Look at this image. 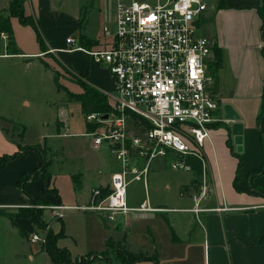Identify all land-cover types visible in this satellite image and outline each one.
Wrapping results in <instances>:
<instances>
[{"label": "crops", "instance_id": "crops-1", "mask_svg": "<svg viewBox=\"0 0 264 264\" xmlns=\"http://www.w3.org/2000/svg\"><path fill=\"white\" fill-rule=\"evenodd\" d=\"M8 2L9 0H2L3 7L0 9L6 8ZM261 4L262 0H209L206 10L203 11L198 27L201 29V35L206 36L212 44L207 65L213 62L215 52L221 59L215 89L221 102L218 112L221 120L209 131L210 140L205 142L209 148L208 154L203 145L206 171L205 179L202 177V169L199 171L198 191H193L190 195L181 193L177 200L166 198L153 201L150 196L148 197L153 207L163 210L148 212L141 217L153 218L162 215L170 225L169 235L164 241L156 238L157 242H154L151 250L153 253L157 252L158 264H264V243L260 242L264 233V194L250 190L251 180L248 176L263 162L257 127V117L264 96V26L257 10ZM24 13L37 18L47 51H41L36 33L31 26L21 25L17 18L11 17V29L18 49L16 56L37 59L45 55L59 56L66 66H70L73 74L81 76L83 82L107 94L111 105V96L114 95L112 76L105 64L93 61L86 53V50H96L99 43L86 29L85 34L96 44L81 47L78 44L79 39L73 37L74 44L66 43L67 37H71L70 34L80 26L78 11L71 13L59 11L52 0H25ZM60 19L67 24L60 26ZM59 29L64 30L60 31L62 34ZM75 45L80 48H76ZM43 53L45 55H42ZM5 54L8 55V51ZM223 104L231 106L234 115L237 116L235 119L229 120L224 117ZM235 124H237L236 131L241 132V151H243L240 191H236L233 187L236 158L229 154L228 147L223 146L228 162L225 169L218 155V149L222 145L219 141L220 135L222 139L228 135L230 140L233 136L234 142ZM84 125L85 130L96 128L94 125L91 128V124L86 122ZM18 145L26 147L33 144H22L19 140L9 137L0 123V157L17 152ZM23 153L4 161L0 166V207L25 206L27 197L42 196L45 183L40 174L35 179L27 180L23 186L24 193L17 187L16 181L19 175L32 172L41 161L39 154L33 148H26ZM118 167L117 163L112 168L111 174ZM192 179L183 186L189 185ZM253 181L260 190L264 191V171L254 175ZM109 182V179L101 180L92 188L105 186ZM91 189L87 193H79V199L85 200L82 205L87 203ZM201 190H204L205 194ZM212 194L215 202L209 201ZM127 195L130 206L143 200V198H131L128 190ZM44 197L51 201L55 200L51 193L44 194ZM59 202L63 204L61 197ZM98 215L102 219L105 218ZM135 216L138 217L136 214ZM128 217L129 215L121 217L119 221L123 228L129 226V221L125 220ZM16 220V223L28 234L32 225L29 220L21 217ZM115 225L118 227V224ZM29 256L31 258L32 255Z\"/></svg>", "mask_w": 264, "mask_h": 264}, {"label": "rangeland", "instance_id": "rangeland-1", "mask_svg": "<svg viewBox=\"0 0 264 264\" xmlns=\"http://www.w3.org/2000/svg\"><path fill=\"white\" fill-rule=\"evenodd\" d=\"M52 1L59 11H78L80 26L70 34L71 37L77 40L82 32L87 31L99 43L100 49L111 42L112 37L106 35L103 29L113 31L116 0ZM1 2L2 0L0 7H3ZM7 8L8 6L0 11L5 13ZM65 24L67 22H61L60 19V26ZM200 30L198 35H201ZM60 31L64 30L59 29ZM8 40V37L7 40L0 38V54L7 52L5 46ZM42 58L58 71L61 88L80 92L81 88L76 82L78 79L70 74V69L64 68L69 65L66 66L59 56L45 55ZM209 64L207 70L210 72ZM0 123L9 137L19 140L22 144H33L31 146L44 149L45 159L37 168L48 174L49 183L42 177L43 182L48 187L47 193H51L52 198H55L48 200L44 197L46 193H42L37 203L31 204L27 199L25 206L0 207V212L3 213L0 215V264H74L79 258L86 264H153V261L144 260V257H158L157 252L151 251L153 244L158 238L164 241L170 233V225L162 215L143 218L138 214L136 217L133 212L127 215L118 214L114 220H109L102 219L95 211H84L76 207L65 209L62 211L63 215L51 224L48 231L53 232H49L50 237L62 234L56 239L57 244L53 248H66L71 257L70 263H56L49 257L45 243L30 241L32 233H37L40 237L45 233V225L42 227V222L46 224L56 217L48 208L49 205L61 204L60 197L65 205H82L85 200L79 199V193H87L101 180L110 179L112 168L117 164L105 143L99 149L92 145L90 137L85 135L84 114L79 102L66 101L65 91L57 89L52 71L45 68L39 59L18 58L16 54L0 55ZM66 126L67 134L62 135ZM219 141L221 147H228L229 154L232 155V150L236 153L233 136L230 140L228 135L224 139L220 135ZM204 147L208 154L206 143ZM220 148L219 161L226 169V151L224 147ZM170 161V158L164 157L152 159L146 190L141 181H132L128 186L130 197L145 199L150 196L153 201L166 198L177 200L181 193L190 195L193 191H198L200 172L195 169L175 170ZM191 179L189 185L183 186ZM209 201L215 202L214 194L210 196ZM25 207L35 209L36 211L32 212L33 219L36 220L35 215L40 214L41 221L36 223L28 218L32 224L28 234L16 223L18 217L13 221L6 217V214L13 216ZM128 215L125 220L129 221V226L123 228L119 221L121 217ZM115 224H118V227ZM29 255H32L31 258Z\"/></svg>", "mask_w": 264, "mask_h": 264}, {"label": "built area", "instance_id": "built-area-1", "mask_svg": "<svg viewBox=\"0 0 264 264\" xmlns=\"http://www.w3.org/2000/svg\"><path fill=\"white\" fill-rule=\"evenodd\" d=\"M208 1L116 0L113 31L103 29L111 42L102 49L86 50L112 76V107L109 112L85 113L84 121L96 127L85 130L92 145L99 148L105 143L119 167L107 185L91 189L86 204L49 205L56 217L45 224L42 237L32 233L31 242L46 244L51 223L73 207L109 220L118 214L163 210L153 207L148 196L136 205L128 203L129 184L141 181L146 190L150 163L156 157L170 158L173 169L187 171L192 167L186 157L197 158L205 179L203 145L221 120V102L207 70L212 44L197 34L196 21ZM7 37L1 33L2 39ZM66 43L74 44V39L67 37Z\"/></svg>", "mask_w": 264, "mask_h": 264}, {"label": "trees", "instance_id": "trees-1", "mask_svg": "<svg viewBox=\"0 0 264 264\" xmlns=\"http://www.w3.org/2000/svg\"><path fill=\"white\" fill-rule=\"evenodd\" d=\"M24 2L25 0H9V5L7 8V12L2 13L0 11V34L1 33H6L8 34V38L9 40L7 41L6 44V48L9 54H18V49L15 46V41L13 38V33H12V29H11V17H15L19 20L20 24H24V25H29L32 27L33 31L36 33V40L37 43L39 44V47L41 48L42 52H46L47 51V47H46V43H45V39L44 36L42 34V32L39 29V25H38V20L36 17H34L33 15H26L24 13ZM257 10H259V14L261 16V20H262V25L264 26V0H262V4L257 8ZM202 18V17H201ZM201 18L199 20L196 21L197 26L200 24L199 22L201 21ZM79 45L81 47L83 46H87L89 47L92 44H96L93 43L85 34V32H82L79 37ZM42 55H45L44 53ZM263 55H264V49H263ZM214 60L213 62H211L209 64V68H210V72H211V76L213 78V87L214 90L216 89V82H217V70L219 69L220 65H221V59L219 57L218 54H214ZM40 62L43 63L44 67L47 69H50L52 71V77L55 83V86L57 87L58 90H62L65 91V97H66V101H77L79 102L80 106H81V110L82 113H88V112H109L111 110V105H109L108 102V96L107 94H105L103 91L101 90H97L95 87H93L91 84L87 83V82H83L81 80V76H76L75 74H73L70 71V74L78 79L76 80V82L78 83V85L80 86L81 90L80 92H73V91H68L66 88H61L59 85V81H58V71L54 68L51 67V65L46 62L44 59L40 58L39 59ZM65 69H70V66L68 67H64ZM263 85H264V81H263ZM263 103H262V107H261V111L258 114L259 116L257 117V127L259 130V134H260V143L262 145V164L259 168L252 170L248 176L250 177L251 183H250V190H255L259 193H263V190H260L257 186H255L252 182V178L254 177V175L262 173L264 171V96L262 97ZM90 125V124H89ZM94 126L91 125V128H93ZM26 148H33L40 156L41 162L44 161L45 159V151L40 150L38 147L36 146H21L18 145V150L17 152H14L11 155H3L2 157H0V166L2 165V163L6 160H10L11 158L18 156V155H23V151H25ZM232 155H234V157L236 158L237 161V165H236V169H235V174H234V180H233V187L234 189L237 190H242V188L239 185L240 179H241V167L243 165V161H242V157L239 154L238 151H236V153L233 152V150L231 151ZM186 162L191 164L192 169L194 170H201V162L194 157H186ZM42 175L43 178L46 179L47 184L49 176L48 174H44L42 173V171H40V169L35 168L32 172L28 173H22L19 175L16 183H17V187L18 189L24 193L23 191V186L24 184L27 182V180L30 179H35L38 176ZM48 192V187L45 186L43 188V193H47ZM28 201H30V203H37L40 201V197H36V198H31V197H27ZM45 203V202H44ZM21 212H17V214H14L13 216L10 214H6L11 221H13V219L15 217H21V218H26V219H30V220H35L33 219L34 217V213H32L33 211H36L35 209H30V207L28 208H22L20 209ZM39 211V209H38ZM0 215H3L2 212H0ZM35 217L37 218L35 221L36 223H39L40 221V214H36ZM41 222V221H40ZM42 227L45 225L44 222H42ZM51 231V232H50ZM48 231L47 235H46V251L49 255V257H51V259L53 261H55L56 263H58L59 261L61 262H66V263H70L71 262V257H69V252L67 251L66 248H60L59 250H57L56 247L53 248V246H55L57 243L55 242L56 239L58 238V236L62 235V234H54L55 236L50 237V233H53L52 230ZM63 231V230H61ZM50 232V233H49ZM23 233V230H22ZM25 234V233H24ZM23 234V235H24ZM260 242L264 243V233L260 239ZM52 246V247H51ZM52 249H51V248ZM127 256L130 257L129 254H127ZM137 257V256H135ZM135 260H138L137 258H134ZM143 259V258H142ZM140 260V259H139ZM144 260H152L154 264H158V259L156 256H154L153 258H151L150 256H146L144 257ZM133 261V260H132ZM134 263V262H132ZM74 264H86L83 262L82 258H79L78 262L74 263Z\"/></svg>", "mask_w": 264, "mask_h": 264}, {"label": "water", "instance_id": "water-1", "mask_svg": "<svg viewBox=\"0 0 264 264\" xmlns=\"http://www.w3.org/2000/svg\"><path fill=\"white\" fill-rule=\"evenodd\" d=\"M224 117L226 119H229V120H233V119H235L237 117L236 115H234L233 110H232V108H231V106L229 104H225L224 105ZM236 126H237V124H235L233 126L234 144L236 146V150L238 152H240L242 150V146H241V132L240 131H236Z\"/></svg>", "mask_w": 264, "mask_h": 264}]
</instances>
